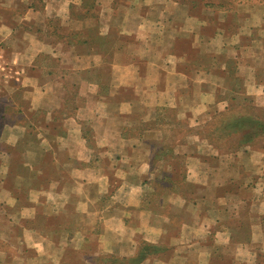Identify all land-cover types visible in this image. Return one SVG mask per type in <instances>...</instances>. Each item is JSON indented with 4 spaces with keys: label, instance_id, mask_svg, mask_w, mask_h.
<instances>
[{
    "label": "crops",
    "instance_id": "0c3cea01",
    "mask_svg": "<svg viewBox=\"0 0 264 264\" xmlns=\"http://www.w3.org/2000/svg\"><path fill=\"white\" fill-rule=\"evenodd\" d=\"M82 1L0 0V44L13 42L8 55L32 73L15 116L0 117V242L16 238L15 250L29 247L34 258L22 264H216L228 258L217 250L230 245L229 236L216 237L227 233L221 205L230 193L214 194L232 180L224 170L230 152L201 145L196 132L208 107L222 103L223 110L227 102H215L205 90L189 53L213 55L205 46L220 42L236 60V75L254 90L256 105H264V80L256 73L264 68V0H239L235 30L227 34L218 26L207 35L200 33L205 22L194 3L90 0L92 15ZM54 20L69 33L76 29L78 42L67 32L46 40ZM89 27L100 40L117 32L109 55L81 34ZM40 56L54 65L42 64ZM106 56L109 76L102 79ZM1 107L6 115L7 101ZM168 109L175 118L166 117ZM184 119L192 130L176 138L172 131ZM162 139H170L171 148ZM178 155L186 157V172L177 179ZM207 200L220 204L218 215ZM258 222L253 227L260 235ZM28 237L35 241L23 245ZM234 247L249 250L243 242ZM6 253L0 247V264H8Z\"/></svg>",
    "mask_w": 264,
    "mask_h": 264
},
{
    "label": "rangeland",
    "instance_id": "374dc122",
    "mask_svg": "<svg viewBox=\"0 0 264 264\" xmlns=\"http://www.w3.org/2000/svg\"><path fill=\"white\" fill-rule=\"evenodd\" d=\"M179 1L182 3L195 4L192 6L193 10L199 12L204 18L203 20L205 24L201 25L200 28V33L204 35L211 34L212 30L215 32L218 26H221L220 28H224L225 31H227V34H230L236 28L234 27V22L238 20L239 16L234 8L238 4L239 0H178V2ZM259 1L261 0H246L245 2ZM37 3H39V0H37ZM81 3L85 8H88L87 10L91 9L89 14H94V4L92 1L83 0ZM201 6L207 8V10L201 12ZM211 11L214 13L211 14ZM224 18L226 19V24L220 22V20ZM53 22L54 23L50 24V28L44 32V38L48 41L54 39V37L56 38L55 34L69 33L67 28H63L61 25L58 26L56 24L57 20L56 22L55 20ZM49 31L52 32L50 35L48 34ZM77 34L76 29L71 28L69 35L76 40V43L78 42V37H76ZM81 34H86L89 37L91 44L93 43L95 46L98 45L100 50L104 51V54H107V52L110 51L108 50V47L111 45L110 39L112 37H116L117 32L113 30L107 40H100L96 37L95 27H89L82 31ZM217 41L221 40L218 39ZM219 43L220 42L215 43L213 47L211 46L212 44L205 46V49H215L214 51L216 53L213 51V55L211 53L207 54L206 52L201 51H199L198 54L195 52L189 53L192 65L197 66L200 71L198 74L199 78L197 79L201 81L205 90H210L215 94V102L224 99L227 102L223 110H219L222 107V103L212 104L208 107L205 110V113L202 114L203 116L200 115L199 124L196 126V132L202 138V143L201 140H199L201 145H205L207 143L211 147H216L220 150L230 152L226 153L230 157L227 160L228 163H230V167L226 171L224 165V170L225 174L227 173L225 177H229V179L232 180H224L225 182L222 184V187H219L214 194H220L219 192L221 189L230 193L228 195L224 194L225 203L221 205V207H223L226 211H223V215L226 218L222 229L227 233L226 235L218 234L216 237L217 241H222V239L229 236L230 245L222 248V251L220 249L217 250L218 253L226 255L229 259L216 258V264H226L228 260L229 262L227 264H262L264 262V203L260 202H264V105H256L257 101L254 98L255 94H250L254 92V90L248 85H244L245 81H243V76L239 74L236 75V60L227 58L226 56L231 51L223 50V47H221ZM9 45L10 46L6 47L4 44H0V117L15 116L14 106L16 103L21 101V89L27 86L25 83L26 76L32 74L30 73V70H28L29 65L25 63V61H22L25 64L19 63L8 55V50L12 48L13 42H10ZM228 45L230 46L232 43H229ZM105 58L106 59L103 61L99 73V76L102 79H106L109 76V59L107 56ZM40 60L43 62L42 64H46V66L50 63H52V65L55 63L54 60L51 61L45 56H40ZM221 67H223L224 70H222ZM208 70L211 71V77L206 73ZM231 72H234L235 75L229 74ZM256 73H258V79L264 80V68L258 69ZM44 74H42V79L48 75L47 73ZM213 75L216 78H214ZM209 79L210 81H208ZM72 80L73 78L69 81ZM6 101L8 103V108L5 113L6 115H1L3 110L1 103H5ZM163 113L166 114V117L175 118L176 116L174 111L169 109L165 110ZM161 117H163V114H161ZM182 117L186 116L182 114ZM188 121V119H184L177 122L175 125L177 130L172 131V134L176 138H185V135L192 130L186 126ZM150 124L151 128L157 125L156 122H151ZM166 134H168L167 131ZM161 141H163V147L166 149L171 148V144H173L170 139H167L166 141L162 139ZM250 152H253L251 153L253 154V158L249 160L248 156L250 155ZM168 155L169 154H164L166 158ZM240 156H242L241 161ZM185 158V156L180 157L178 155L175 160L177 179L182 177L186 172ZM260 160H262V166H260ZM255 162L258 166H256ZM201 187H198V192L200 193L203 192V188ZM208 188L210 189V187ZM255 190H258L257 200H255L254 197V195H256ZM186 191H189L188 187H186ZM209 194V197L211 198L212 192L207 191V195ZM239 197L243 200L240 201ZM205 203H208L210 213L215 215L220 213V204L210 202L209 200ZM255 220L259 221L258 223L261 226L260 228L263 229L262 234L260 235L256 230L257 228L253 227L254 222H256ZM20 222L25 221L20 219ZM36 223L34 226L38 227V222ZM41 224L44 225V222L42 221ZM225 226L230 229L226 230ZM15 235L16 234H14V236ZM16 237L18 238V234ZM21 237L24 238V236ZM253 239L255 241H253ZM25 240L23 241V243H25L23 245H26L27 243L31 244L35 241V239L33 241L29 237L26 241ZM16 241L17 239L14 238L12 240V244L10 242H0V247L5 249V252H7L6 257L8 259V264H22L27 259H33L34 253L29 247L24 250L17 248L15 250V248H13ZM238 242L248 244L249 250L247 249L243 252L238 250L239 248L237 249V247H234V250L232 245L235 246ZM234 252L238 253V255H235ZM16 253H19V256L21 255L20 257L22 259L19 257L13 258ZM50 253H53V251ZM69 255L71 257L70 260L76 261V259H74V255ZM33 262H35V260H33Z\"/></svg>",
    "mask_w": 264,
    "mask_h": 264
},
{
    "label": "trees",
    "instance_id": "16d2710c",
    "mask_svg": "<svg viewBox=\"0 0 264 264\" xmlns=\"http://www.w3.org/2000/svg\"><path fill=\"white\" fill-rule=\"evenodd\" d=\"M89 43V42H88Z\"/></svg>",
    "mask_w": 264,
    "mask_h": 264
}]
</instances>
